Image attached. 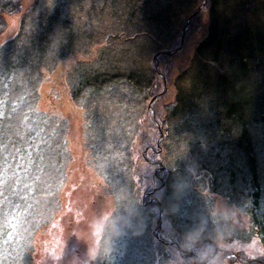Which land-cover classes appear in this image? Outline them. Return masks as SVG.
Here are the masks:
<instances>
[{"label": "rangeland", "instance_id": "rangeland-1", "mask_svg": "<svg viewBox=\"0 0 264 264\" xmlns=\"http://www.w3.org/2000/svg\"><path fill=\"white\" fill-rule=\"evenodd\" d=\"M33 1L17 0L14 14L10 7L0 13V44L24 15L19 51L32 61L9 81V104L23 98L26 108H10L6 128L16 138L13 128L32 104L47 115L46 129H55L38 136L44 149L29 181L13 175L0 181V232L8 229L15 262L98 264L115 248L121 264H264L262 224L249 220L243 195H230L228 181H211L210 167L220 165L215 154H234L235 167L248 166L241 150L222 145L236 133L219 132L218 123L203 126L198 114L191 127H178L186 111L172 117L167 109L177 75L180 85L191 87L203 66L206 87H216L219 72L237 60L229 44L234 32L258 24L264 33V0H217L216 6L213 0ZM238 2L245 13L234 11ZM49 17L56 21L37 77L28 73L39 58L32 48L39 41L37 19ZM214 21L220 41L197 52ZM246 62L245 82L264 78V53ZM96 71L120 75L95 85L93 100L75 94V78ZM17 150H0V176L11 174ZM255 154V165L263 163L264 155ZM237 177L234 186L245 192L244 176ZM29 237L25 262L20 253Z\"/></svg>", "mask_w": 264, "mask_h": 264}, {"label": "trees", "instance_id": "trees-1", "mask_svg": "<svg viewBox=\"0 0 264 264\" xmlns=\"http://www.w3.org/2000/svg\"><path fill=\"white\" fill-rule=\"evenodd\" d=\"M16 1L17 0H0V13L7 12L10 7L11 9L8 13L14 14V9L17 5ZM18 1L20 2L21 0ZM37 2L38 0H34L32 4L35 5ZM216 2L217 0H213L215 6L218 5ZM244 8L245 5L238 2L234 7V11L237 12V14L245 13L243 12ZM261 19H264V17ZM37 21L40 28L39 41L36 44H33L32 48H34V50L36 49L39 58L36 60L35 64L31 66L28 73L40 77L39 68L42 65L40 64V55H43L44 53L46 54L47 52L48 44L46 43V40L49 38L48 33L56 19L49 17V19H37ZM24 22L25 19L23 15L21 19H19V26L16 28L15 34L8 39L2 40L0 44V150L5 148L6 145H15L18 148L16 154L11 160V174L9 175L5 170L4 175L0 176V181H6V179L9 181L11 175L14 177H21L25 181L28 179L29 181L36 167L39 166L40 157L44 149L43 145L39 142L38 136L41 134H44L43 136H45L46 132H44V130L49 132L48 134H50L51 131H55L54 126H50V128L46 129L48 123V121H46L48 119L47 115L38 111L36 105L32 104L26 109V111H24V114L27 115L23 119V123L18 125L17 128H13L14 132L19 133L16 138L12 137V129L8 130V128H6L9 109L14 108L18 110L20 106L26 108L24 106L25 104L22 102L23 98L16 99L13 104H9V95L7 94L8 91H10L8 86L10 84L9 81L17 79L25 64L32 62L23 57L19 51ZM257 25L258 24H250L253 31L236 30L232 35L229 44L237 60H231L232 62L229 67L227 66L224 71L219 72V83L217 78L215 83L216 87H206L209 79H207V74L203 72L205 71V67L203 66L200 67L201 71L198 70L199 75L196 80H199L196 82L197 84H194L195 79L194 77L192 78L193 75H191L193 83L191 84V87H188L187 85L182 86V83L180 85L179 82L181 80V75H177L173 81L174 85L176 84L175 101L172 102V105L167 107V109L171 108L168 115H171L172 117L176 116L178 112L183 109L186 111V114H184V120L178 124V127L179 125L191 127V124L194 123L195 119L202 116V121L205 120L203 126L209 123H214L216 125L218 123L220 126V129H218L219 132L223 133L232 130L236 133L235 137L229 141H224L222 145L230 150L232 149V151L237 149L241 150L243 155L247 156L248 166H246L245 169H241L239 165L238 168L235 167V160L233 159L234 154H225V156L215 154L214 157L215 159H219L220 165L217 167H210L213 177L211 181H215V183H213L214 185H216V182L218 183V181H228L229 184H231L229 189L230 195L234 196V194H236L238 198L240 195H243L242 197L245 199L243 205L246 210L245 212L247 213L249 211L251 213L249 220L255 224L256 222L262 224L260 232L262 233L261 241L264 245V158H262L263 163H257L256 165L254 159V157H256L255 153L260 156L264 155V92L262 91L264 88V78L249 83L244 81V76H246L251 70L249 66H246L247 58L252 56L255 57L257 53H264V33L262 29H256ZM3 28L4 21L0 16V30ZM11 31L12 30L9 29L8 33H11ZM74 34V30L71 28L68 35L73 37ZM71 36L69 38H71ZM219 41L220 38L216 29V22L214 21L211 30L198 45L197 52L201 47L217 44ZM67 46L68 45L65 47L64 44L61 45L64 49L67 48ZM191 72L192 68H188V77ZM28 73H26V83L31 87L33 86V81H30L28 78L30 75ZM180 74L185 75L186 71L184 70ZM118 75H120V73L117 71L112 73H110V71H96L95 74L90 73L86 75L83 74L82 76L79 75L75 78V94L81 93V96L84 97V99L91 98V100H93V95L99 91L95 88V85L106 80H109L112 83V79ZM202 82L205 84L200 86ZM87 86H90V89L83 92L82 89ZM26 95L27 94L24 95V98H26ZM259 97L262 99L258 100ZM151 102L154 104V101ZM180 103L182 105L181 108ZM190 105L195 106H192V108ZM147 112L149 111L147 110ZM197 114L198 116L195 118ZM213 115L215 118L213 119V122H210L208 118ZM196 147L197 145L195 148ZM5 158L4 165L8 166L10 164V159H8L7 156H5ZM237 172L239 179H242L244 176L242 184H244L245 192L240 191L238 185L234 186L233 181L238 179ZM63 180L64 173L62 174L61 181ZM31 181H34V179ZM213 191L216 192L215 189H213ZM213 191L212 193H214ZM202 196L209 198L207 194H203ZM12 202L15 203L14 200H12ZM11 207H13V205H11ZM37 228L38 227H35L33 229V234ZM32 245V238L30 239L29 237L28 243L23 246V252L20 253L21 256L24 257L23 260L25 262L28 261L29 254L27 251L31 250ZM2 248L3 250L5 249V251H3ZM14 250L13 243L10 242L8 238V229H2L0 232V264H18L15 262L16 255L14 254ZM118 251L119 250H115V248L111 249L110 252H107L102 256L98 264H113L116 261L118 264H121L123 258L120 259L121 254L118 255ZM6 252L8 253L7 256ZM21 260L22 259H20V261ZM138 261H142L140 264H155L151 261L145 262L143 259H138Z\"/></svg>", "mask_w": 264, "mask_h": 264}]
</instances>
